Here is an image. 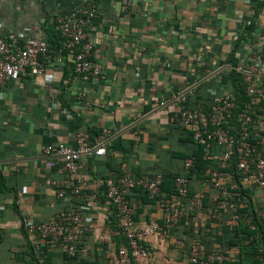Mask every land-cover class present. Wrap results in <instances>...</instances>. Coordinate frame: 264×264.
<instances>
[{
    "label": "crops",
    "instance_id": "0c3cea01",
    "mask_svg": "<svg viewBox=\"0 0 264 264\" xmlns=\"http://www.w3.org/2000/svg\"><path fill=\"white\" fill-rule=\"evenodd\" d=\"M85 1L0 0V36L22 32L58 50L56 19ZM94 1L99 13L87 34L91 61L103 78L82 81L64 57L46 67L49 78L25 74L0 86V264H184L194 246L222 252L224 264L259 258L264 187L248 188L234 215H220L205 171H192L191 190L205 195L194 218L162 239L149 238L147 259L123 262L117 255L122 231L104 194L107 181L124 173H160L156 198L142 190L128 195L136 222L163 225L162 201L185 204L171 193L170 182L196 148L190 140L193 127L173 124L180 110L173 97L182 93L190 107H203L209 92L216 97L231 93L238 100L229 73L234 70L241 80V71L251 68L255 57L264 60V0H133L125 13L116 0ZM254 76L264 81L263 68ZM103 131H108L105 153L95 155ZM252 135L264 148V105L255 115ZM78 137L90 148L77 160L86 195L57 198L49 182L70 179L61 158L43 154L41 147L63 143L74 148ZM218 152L209 145L202 159ZM87 203L90 210L83 209ZM63 211L79 212L81 226L92 227L75 236L74 256L22 229L24 220L49 221ZM247 229L254 234H245Z\"/></svg>",
    "mask_w": 264,
    "mask_h": 264
},
{
    "label": "built area",
    "instance_id": "2783aa9c",
    "mask_svg": "<svg viewBox=\"0 0 264 264\" xmlns=\"http://www.w3.org/2000/svg\"><path fill=\"white\" fill-rule=\"evenodd\" d=\"M116 1L119 11L125 13L133 0ZM98 13L95 1L87 0L58 17L55 22V30L61 38L58 50L49 48L45 40L26 36L22 32H9L5 36H0V86L16 81L25 74L49 78L46 67L62 62L64 57L71 60L74 75L82 81L103 78L101 68L91 61L93 45L87 34ZM260 68L264 71V60L258 56L255 57L251 68L240 70L243 73L242 84L247 101L243 109L237 113V124L233 126L229 123L235 108L231 93L216 97L213 92H209L211 103L208 109L202 106H186L182 93L173 97V100L180 104L179 112L173 116V124L179 128L193 127L192 141L204 146L205 149L210 144L224 149L214 159L216 166L208 169L206 175L207 184L215 191L212 202L222 214L234 215L240 190L247 187L256 189L264 187V150L256 149L250 142L254 113L257 106L264 102V81L254 76ZM107 138L108 131H103L94 148L95 155H104ZM89 150L82 137H78L74 148L63 143L42 145L43 154H54L61 158L62 170L70 179L49 182L57 198L86 195L87 185L78 173L77 160L82 153ZM233 154L236 155L235 175L224 172L230 166ZM192 166L193 159L185 158L182 162V173L173 179L174 195L185 204L162 201L163 225L157 222L146 224L136 222L134 209L128 197L134 189L144 191L150 198L157 196L162 184L160 173H144L140 176L124 173L115 181H107L105 200L113 208L116 221L127 241V247L121 246L117 250L121 262L126 259H147L149 238L162 239L167 236L169 230L194 218L195 212L203 205L205 195L200 191L191 190L187 175ZM91 208L90 203L83 206L84 210ZM91 228L90 225L83 228L81 214L70 211L60 212L49 221L22 222L24 233L43 240L50 246L62 248L69 256H74L77 252L75 236ZM225 259L221 252L203 254L194 246L184 264H222Z\"/></svg>",
    "mask_w": 264,
    "mask_h": 264
},
{
    "label": "trees",
    "instance_id": "16d2710c",
    "mask_svg": "<svg viewBox=\"0 0 264 264\" xmlns=\"http://www.w3.org/2000/svg\"><path fill=\"white\" fill-rule=\"evenodd\" d=\"M58 34V33H57ZM60 38V37H59ZM60 40H61V38H60ZM229 75L233 78V81H234V83H233V86L235 87V89H236V95H238V100L235 102V108L233 109V113H232V116L229 118V123L233 126V125H235V124H237V113L238 112H240L241 111V109H243V105L246 103V101H247V99H246V96H245V94H244V91H243V84H242V78H241V80H240V74L239 73H236L234 70H232V71H230V73H229ZM211 102H210V99L208 98V100H207V103H205L204 105H203V107L205 108V109H208L209 108V104H210ZM261 105H264V102H262L260 105H258L257 107V109H256V111H255V113H254V116H253V123H254V119H255V115H256V113L258 112V110H259V108H260V106ZM253 125V124H252ZM192 133H193V130H192ZM192 133H190V140H191V143L195 146V148H196V151H195V154H194V156L193 157H191L192 159H193V166H192V168L190 169V171H189V173H188V177H190L191 176V173H192V171H195L196 170V172H200V173H203V175H204V171H205V175H204V180H206L207 179V177H206V175H207V170L208 169H211V168H213V167H215L216 166V164H215V162H214V159H215V157L217 156V155H219L224 149L223 148H221V147H218V146H216L217 148H219V152L217 153V155L214 157V158H211L209 161H205L204 159H202V155H203V149H205V147L204 146H201V145H197V144H195L193 141H192ZM255 139H254V137H253V135H252V128H251V132H250V142H251V144L256 148V149H260V150H264V148H262V147H260L255 141H254ZM210 145H214V144H210ZM185 158H188V157H185ZM184 158V159H185ZM183 159V160H184ZM235 160H236V155L235 154H233V156H232V160H231V162H230V166L227 168V169H225L224 170V172H227V173H230V174H232V175H235V173H236V168H235ZM183 162V161H182ZM182 173V172H181ZM180 174V173H179ZM176 175H178V174H176ZM176 175H174L172 178H171V193L172 194H174L175 193V191H174V187H173V179H174V177L176 176ZM248 188L250 189V188H252V187H247L246 189H244V190H240L239 191V194H240V197H239V200L242 198V196L243 195H245V196H248ZM134 190H140V189H134ZM144 192V191H143ZM160 192H161V187H160ZM159 192V193H160ZM144 194L146 195V196H148L147 195V193H145L144 192ZM157 196H155L154 198H156ZM215 207V206H214ZM113 209V208H112ZM215 209H216V207H215ZM217 210V209H216ZM217 212L220 214V215H224V214H222V213H220L218 210H217ZM113 219L116 221V218H115V215H114V212H113ZM116 223H117V221H116ZM181 224V223H180ZM259 232H262V230H260ZM245 234H250V235H252V234H254L252 231H249L248 229H247V231L245 232ZM123 235V234H122ZM122 240H123V246H126L127 247V241H126V239H125V237L124 236H122ZM76 248H77V251H78V247H77V245H76ZM209 252H220V251H217V250H214V251H201V253H203V254H206V253H209ZM222 253V252H221ZM76 254H77V252H76ZM75 254V255H76ZM256 255H258L257 253H256ZM258 256H260L259 258H254V259H252V261H247L246 262V264H264L263 263V260H264V251H262V252H260L259 253V255ZM225 263V261L222 263V264H224Z\"/></svg>",
    "mask_w": 264,
    "mask_h": 264
}]
</instances>
